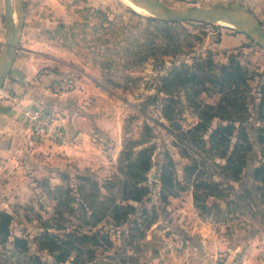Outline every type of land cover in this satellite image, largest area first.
<instances>
[{"label": "rangeland", "instance_id": "1", "mask_svg": "<svg viewBox=\"0 0 264 264\" xmlns=\"http://www.w3.org/2000/svg\"><path fill=\"white\" fill-rule=\"evenodd\" d=\"M157 1L182 14L239 13L264 33V0ZM21 5L15 57L0 86V211L13 218L12 236H0V264H182L186 244L168 206L195 201L194 183L202 196L200 215L214 220L228 242L248 235L251 215L264 224V182L254 179L264 151L257 143L260 124L253 109L247 124L253 147L240 179L223 180L209 165L217 170L226 160L211 157L198 163L197 177L188 180L185 168L198 156L181 143L209 140L218 123L193 131L200 122L197 104H215L219 94L158 90L175 67L208 56L227 64L234 54L253 72L256 95L264 84V47L246 28L217 21L219 27L192 21L168 27L164 18L139 14L121 0H21ZM6 8L3 0L0 72L13 41ZM82 129L87 148L76 141ZM146 147H153V167L144 182L150 187L148 201L137 205L130 222L117 223L106 211L109 182L129 176L132 156L121 161L125 150L138 154ZM200 147L203 156L212 154L208 143ZM163 164L174 171L166 189ZM90 204L97 218L91 217ZM44 233L70 242L66 262L57 263L55 254L43 249ZM96 233L111 244L100 237L99 246L87 243L79 252L78 237ZM14 237L26 239L29 249H16ZM221 254L217 264H237Z\"/></svg>", "mask_w": 264, "mask_h": 264}, {"label": "trees", "instance_id": "2", "mask_svg": "<svg viewBox=\"0 0 264 264\" xmlns=\"http://www.w3.org/2000/svg\"><path fill=\"white\" fill-rule=\"evenodd\" d=\"M163 23L168 27L181 24L180 21H164ZM205 24L219 27V25L211 23ZM238 57V55L232 54L227 64L216 63L212 56L200 58L191 66L183 64L173 68L168 76L162 79V85L158 87L161 92H173L174 89L172 88H178L176 90H194L195 94L209 91H215L219 94V100L215 104H197L200 122L193 131H204L211 124L218 123L217 128L210 134L209 140L194 141L192 144L187 141L181 143L190 153L198 156L196 157L198 159L192 158L194 165L185 168L186 179L188 180L197 177L198 163L207 164L208 161H211V157L226 160V164L220 166L223 170L218 165H216V169L219 171L209 165L210 169L216 171L223 180L236 181L240 179L249 166L247 154L253 147L249 141L248 131L250 128L247 126L251 109L256 113V120L260 124L259 127H256L257 130L255 129L258 133L257 143L263 147L264 151V84L259 87L256 95L252 94L253 88L250 85V80L254 78V74L241 63ZM165 110L167 109L165 108ZM168 118L171 119V116ZM206 143L211 145L209 154H212L209 157L198 152V149L201 148L200 145L204 146ZM152 155L153 147H146L138 154L127 150L123 152L121 161L123 159L128 160V157L132 156V159L128 161L129 171L125 172L129 176L123 179L117 177L115 180H110L109 205L106 208L109 214H113V219L117 223L131 221L130 214L138 211L137 205H142L146 200L148 201L147 196L150 187L145 186L144 182L153 167ZM166 156H168L167 153ZM161 171L163 187L166 189L168 186L170 187L168 184L171 181L172 173H174L173 167L169 169L163 164ZM254 179L259 184L264 182V162L256 168ZM193 188L195 203L199 207L202 197L199 190L200 186L194 183ZM257 189L260 190L261 187L258 185ZM237 200L239 204L244 201L241 196L237 197ZM93 208L94 205L91 207L88 205V210L92 212L91 217L97 218V211ZM12 222L13 218L10 214L0 211V236L4 237L5 240L12 236ZM100 237V233L80 235L78 237L80 245L76 246L77 250L79 252L85 250L87 243L99 246ZM101 238L106 243L111 242L108 236ZM41 239L45 241V248L43 249H48L54 253L57 263H64L70 258L69 241H63L58 236L49 233L42 234ZM63 243H66V246ZM12 245L21 251L22 249L25 251L29 249L28 241L24 238L14 237ZM90 248L88 252H94ZM78 258L79 255H77Z\"/></svg>", "mask_w": 264, "mask_h": 264}, {"label": "crops", "instance_id": "3", "mask_svg": "<svg viewBox=\"0 0 264 264\" xmlns=\"http://www.w3.org/2000/svg\"><path fill=\"white\" fill-rule=\"evenodd\" d=\"M2 3L3 0H0V28ZM21 120H24V118H21ZM1 132L0 127V134ZM79 133L81 136L76 141H84L83 145L78 142L79 147L87 148L85 147L87 140H84L86 137L85 130ZM82 153H85V151L83 150ZM85 154L87 155L88 153ZM191 194L194 198L193 192ZM194 202L193 200L190 205L186 204V207H172V203L168 206V210L174 212L172 217L178 220L177 230L182 236V241L186 244V249L180 253L184 255V259L186 258L182 264H217L216 259L219 256H223L221 253H225V257L229 259L228 263L237 259V264H264L263 223H259L254 219L253 215L248 213L252 217L249 221L251 223L247 225L248 235L242 241L230 243L228 242V237L226 238L220 232L217 227L218 224L214 220L200 215ZM226 206H231V204ZM226 206H221V208H226ZM217 208L219 209L220 207L217 206ZM172 225L175 226V223ZM172 228L168 226V229ZM188 243L190 244L189 246L187 245Z\"/></svg>", "mask_w": 264, "mask_h": 264}, {"label": "water", "instance_id": "4", "mask_svg": "<svg viewBox=\"0 0 264 264\" xmlns=\"http://www.w3.org/2000/svg\"><path fill=\"white\" fill-rule=\"evenodd\" d=\"M155 3H157L158 5H160V7H162L163 9H166L168 12L167 14H169V11L173 10L170 9L166 6H164L163 4H161L159 1L157 0H151ZM11 2L12 0H6V11L8 13L9 16V22L11 24V26L13 27V36H12V43L10 44V51H8V55L10 56L9 61L7 62L6 66H4L3 72L0 74V86L1 84L4 82L5 76L6 74L10 71L11 67H12V61L14 59V54L12 52V49L15 47V35L14 32L16 33V27L13 24L12 21V15H11ZM180 12V15L178 17L175 18H164L166 21H192V22H200V23H211V24H215L213 22L216 21H222L225 22L227 24H233L236 27H243L246 29H249V35L251 37H253V39H255L256 41H258V43H260L263 47H264V33L261 30H258L255 25L253 24L252 27H248L246 26V24H244L243 22H241V20L238 18V16H236L235 14H239V13H233V12H227V11H199V12H188V14H182L184 12ZM168 19V20H167ZM11 33V34H12ZM7 55V56H8Z\"/></svg>", "mask_w": 264, "mask_h": 264}, {"label": "bare ground", "instance_id": "5", "mask_svg": "<svg viewBox=\"0 0 264 264\" xmlns=\"http://www.w3.org/2000/svg\"><path fill=\"white\" fill-rule=\"evenodd\" d=\"M123 1L126 5L131 7L134 11H136L139 14L146 15V16H154L160 17V18H172V17H178L180 15V12L178 10H171L169 11V14H167V10L163 9L158 5L157 3L151 1V0H121ZM11 15H12V21L14 26L19 27L20 24L22 23L23 20V10H22V5H21V0H12L11 2ZM188 14V12L186 13ZM241 20V19H240ZM219 24L222 21H217ZM246 26L252 27L253 23L246 22L245 20H241ZM228 26L236 27L233 24H227ZM238 29L244 30L242 27H236ZM245 31V30H244ZM248 33L251 32L249 29L246 30ZM9 54V53H8ZM10 59V56H6L5 58V63H7ZM2 63V61H1ZM4 63V62H3ZM4 66V65H3ZM1 67V66H0ZM3 72L1 69L0 74Z\"/></svg>", "mask_w": 264, "mask_h": 264}]
</instances>
